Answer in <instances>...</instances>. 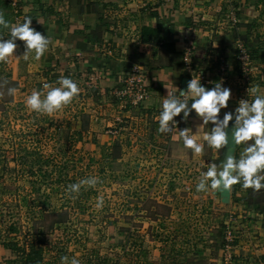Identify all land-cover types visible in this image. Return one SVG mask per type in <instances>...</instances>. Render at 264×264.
<instances>
[{"label": "rangeland", "instance_id": "rangeland-1", "mask_svg": "<svg viewBox=\"0 0 264 264\" xmlns=\"http://www.w3.org/2000/svg\"><path fill=\"white\" fill-rule=\"evenodd\" d=\"M254 1L223 0L222 10L209 20L228 36L219 39L211 29L217 48H208L215 52L207 50L199 58L209 57L208 85L222 80L231 89L220 119L225 112H234L239 101L251 103L256 95L264 96V5L253 10ZM7 65L0 61L4 264H61L62 257H68L69 264L73 257L79 264H243L260 257L255 256L253 231L264 227L259 219L264 202L246 205L248 188L239 183L235 198L233 185L229 193L196 190L208 165L222 164L229 155L227 146L216 150L203 141L202 153L194 155L182 139L171 140L169 132L155 143V135L162 133L161 111H147L145 100L132 105L117 98L122 81L111 90L77 72H62L59 66L26 73L21 65L19 74L13 75ZM65 77L79 87L71 103L52 115L26 107L25 99L33 90L46 94L44 84L58 87L57 81ZM10 88L16 89L14 95ZM212 127L206 128L207 133ZM238 149L233 155L237 160L242 154ZM29 167L33 173L41 172L29 176ZM89 177L97 179L94 186L68 192L69 185ZM44 194L51 196L47 205H56L66 219L52 232L51 213L39 216ZM100 199L103 205L98 208ZM39 230L44 234L35 235ZM1 243H9L10 249Z\"/></svg>", "mask_w": 264, "mask_h": 264}, {"label": "crops", "instance_id": "crops-1", "mask_svg": "<svg viewBox=\"0 0 264 264\" xmlns=\"http://www.w3.org/2000/svg\"><path fill=\"white\" fill-rule=\"evenodd\" d=\"M222 2L223 0H0V15L9 25L30 19V26L49 40L47 51L39 59L35 58L34 53H30L25 59L24 42L17 40L14 56L6 60L7 67L13 75H18L21 65L26 73L44 66L52 69L59 66L62 72H77L88 77V80H95L100 88L111 90L118 88L117 85L124 77L137 69L144 74L148 85L144 108L149 112L162 111L163 99L167 93L180 97L179 91L186 90L190 79L200 77L202 86L204 83H212L207 80V74H210L209 57L199 58L201 55L205 56L207 50L211 54L215 52L208 48H217L209 34L211 29L218 33L219 39L228 40V36L219 33L223 32V28H215L209 23L211 15L215 19V12L222 10ZM145 28L156 34L150 37L149 43L141 40L142 30ZM10 38V28L0 26V39ZM187 49L191 51L190 69L183 64ZM228 54L226 52L224 58ZM23 59L27 61L24 64ZM188 102H192L190 97ZM176 119L180 121L181 117ZM200 124L201 120L194 112L191 113L186 121L178 124L177 129L169 132L171 140L181 139L179 130L189 128L192 130L189 134L195 135L197 142L202 143L210 124L198 127ZM162 134L155 135V143L162 141V137L159 138ZM242 145L237 146L243 153L245 148ZM259 219L264 221V214L259 215ZM253 234H257L254 238L255 256L260 257H256L255 262L250 259L243 264H264V227H254ZM2 257L3 255L0 264H4Z\"/></svg>", "mask_w": 264, "mask_h": 264}, {"label": "clouds", "instance_id": "clouds-1", "mask_svg": "<svg viewBox=\"0 0 264 264\" xmlns=\"http://www.w3.org/2000/svg\"><path fill=\"white\" fill-rule=\"evenodd\" d=\"M31 20L25 19L23 23L9 25L0 15V26L10 28V39H0V61H6L14 56L16 41L24 42L25 52L23 57L28 58L30 53L39 59L47 51L49 40L40 32L33 29ZM18 58V57H17ZM57 86L44 84L46 94L33 90L25 99V105L30 110L52 115L62 107L72 102L78 95L79 87L70 78H61ZM256 92L255 89L252 90ZM10 95L16 93L15 88L8 90ZM180 97L175 95L163 99L162 111L159 115V131L171 132L177 129L180 122L186 121L191 113H195L201 120L198 126L211 124V132L203 136V141L213 149L221 150L228 143V128L233 122L232 142L235 145L248 143L239 160L228 155L222 164L211 163L207 171L201 174V179L196 186L197 192L206 191L209 188L228 191L235 184H242L244 188L260 190L264 188V96L256 95L250 103L247 99L239 101L234 112H225L223 118H219L222 109L228 107L231 97V89L223 85V81H217L211 88L202 86L200 77L192 78L187 83L186 90H180ZM191 98V104L188 98ZM181 114H183L181 116ZM181 117L180 121L175 118ZM192 130L184 128L179 130V137L186 148L191 149L194 155H200L204 145L197 142L195 135H190ZM97 183L95 177H89L68 186L69 193H78L83 185L94 186ZM103 200L97 202V207H102ZM61 264H69L68 257H62ZM70 264H79L73 257Z\"/></svg>", "mask_w": 264, "mask_h": 264}, {"label": "trees", "instance_id": "trees-1", "mask_svg": "<svg viewBox=\"0 0 264 264\" xmlns=\"http://www.w3.org/2000/svg\"><path fill=\"white\" fill-rule=\"evenodd\" d=\"M247 0H245V2H246ZM260 5H264V0H255L254 1V3L251 5L252 7H253V10H258L259 9V7H260ZM156 34L151 30V29H148V28H145V29H143L142 30V37H141V40L143 41V42H147V43H149V42H151V40H150V37H152V36H155ZM241 40H243V42H245L246 41V39H245V37H241L240 38ZM214 85V84H213ZM213 85H203V86H205L206 88H211V87H213ZM40 160V159H39ZM38 170H41V169H38ZM24 172V171H23ZM41 171H38L37 173L36 172H34L33 173V171H32V168L31 167H29V169L27 170V174L30 176H35V175H39V173H40ZM60 177V176H59ZM43 184V183H42ZM37 190H39V188L37 189ZM236 184L235 185H233L232 186V196H233V198H235V196H237L236 195ZM53 196V195H52ZM262 197L263 199H264V188H262V189H260V190H254V189H252V188H248L247 189V191H246V196H245V198H244V203L246 204V205H249V206H252V205H254V204H257V203H263L264 201L262 200V199H259L258 197ZM54 197V196H53ZM41 198H43L42 199V205L43 206H45L44 208L42 207L41 208V210L39 211V216L40 217H43L44 216V214L45 213H51V217L52 218H54L53 220H52V222H51V225H50V227H49V231H53L54 229L55 230H58V229H60L62 226H64L65 225V223H66V219L63 217V218H61L62 217V215L64 214V212L63 211H61V212H58V211H56V205L55 206H51V205H47V200L49 199V198H51V196H50V194H44V195H42V197ZM62 206H61V210H62ZM39 228H41V227H39ZM42 230V229H41ZM42 233V231H37L36 232V234L35 235H37V234H41ZM42 234H44V233H42ZM45 236V235H44ZM126 237H127V239H129L128 238V235H126ZM130 240V239H129ZM32 241H36V239L34 238ZM1 245L3 246V248L5 249V250H8V249H10V247H11V245L9 244V243H1ZM32 247H33V245H32ZM34 250V249H33ZM32 253V252H31ZM28 257V256H27ZM27 264H35V263H33V262H27Z\"/></svg>", "mask_w": 264, "mask_h": 264}, {"label": "built area", "instance_id": "built-area-1", "mask_svg": "<svg viewBox=\"0 0 264 264\" xmlns=\"http://www.w3.org/2000/svg\"><path fill=\"white\" fill-rule=\"evenodd\" d=\"M183 64L187 69L191 67V51L187 49L183 56ZM117 98H123L132 105H138L146 100L148 96V85L144 74L137 69L132 70L122 80V87L116 91Z\"/></svg>", "mask_w": 264, "mask_h": 264}, {"label": "water", "instance_id": "water-1", "mask_svg": "<svg viewBox=\"0 0 264 264\" xmlns=\"http://www.w3.org/2000/svg\"><path fill=\"white\" fill-rule=\"evenodd\" d=\"M227 131H228V138H229V143L227 145V152H228L229 155H232L233 156L235 154L236 147H237V145L233 144V142H232V131H233V127L232 126H229V128H228ZM228 193H229V190H228Z\"/></svg>", "mask_w": 264, "mask_h": 264}, {"label": "bare ground", "instance_id": "bare-ground-1", "mask_svg": "<svg viewBox=\"0 0 264 264\" xmlns=\"http://www.w3.org/2000/svg\"><path fill=\"white\" fill-rule=\"evenodd\" d=\"M230 136V135H229ZM228 140H229V138H228Z\"/></svg>", "mask_w": 264, "mask_h": 264}]
</instances>
